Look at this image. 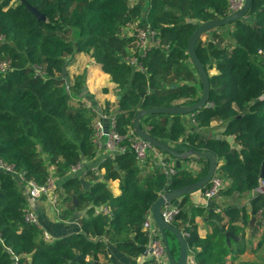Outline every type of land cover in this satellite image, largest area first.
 Here are the masks:
<instances>
[{
    "label": "trees",
    "instance_id": "1",
    "mask_svg": "<svg viewBox=\"0 0 264 264\" xmlns=\"http://www.w3.org/2000/svg\"><path fill=\"white\" fill-rule=\"evenodd\" d=\"M26 1L45 19H38L22 0H0V62L7 64L0 71V160L38 183L46 182L52 166L65 175L84 159L96 157L93 124L98 112L114 117L113 129L126 136L140 109L198 101L202 84L188 54L189 38L202 22L232 12L230 0ZM130 25L151 28L159 41L136 54L141 67L127 61L136 39L127 31ZM206 34V39H198L196 51L209 74L211 106L195 111L193 118L202 129L217 121L220 133L234 136L239 148L189 130L186 115L148 114L141 126L178 151L198 149L216 155L215 174L224 186L213 199L219 211L214 204L209 215L226 218V224L202 238L194 217L206 209L194 208L190 194L179 199L180 213L173 224L187 233L197 264H225L228 255L245 251L252 218L253 233L261 230L257 248L264 243V192L258 190L264 163V0H251L245 18ZM79 52L93 58L117 84L121 97L113 113L110 102L102 111L87 104L85 72L67 85L63 68ZM213 69L217 72L212 74ZM121 145L127 146L124 152L102 163L104 175L86 171L89 189L78 176L63 183L61 218L82 211L81 230L51 243L42 238L40 225L26 220L28 199L18 177L0 170V264H103L101 257L108 258L104 237L137 264L153 238L144 222L154 202L167 185L174 190L203 177L209 162L187 157L183 163L197 160L203 167L196 172L182 165L169 175L150 156L140 165L128 137ZM109 180L120 181V194H113ZM102 207L110 212L100 211ZM226 231L241 239L229 244ZM168 238L177 258L176 237L168 232Z\"/></svg>",
    "mask_w": 264,
    "mask_h": 264
},
{
    "label": "crops",
    "instance_id": "2",
    "mask_svg": "<svg viewBox=\"0 0 264 264\" xmlns=\"http://www.w3.org/2000/svg\"><path fill=\"white\" fill-rule=\"evenodd\" d=\"M77 67H81V72L77 71L76 69V75L82 73L83 71L86 72V88L90 93V95L87 96L86 101L92 105H97L98 109H100L101 111L103 109H106V103L110 102V105L108 107L109 113H113L117 109L119 88L117 87V84L112 81L111 76L102 71L100 65L97 64L93 58H91L84 52L75 54L74 60L71 64H69L68 70H72L73 68L75 69ZM216 72L217 71H215L214 73ZM104 88H107L108 91L104 92ZM107 116L111 117V115ZM192 120H194L192 115H186V126L189 130L200 131L206 136L216 137L218 135H222L220 133L222 128H220V124L217 121H214L211 124L210 128L202 129L197 126L195 120L194 124H192ZM149 156L152 157L151 159H153L155 162L157 161V155L155 153L152 152ZM83 161L84 162L82 163V169L85 168L84 170L87 171L88 168L93 164V162H95V158L91 160L84 159ZM157 164L159 165V163ZM182 165L186 166L189 169H193L196 172H198L203 167V163L200 161L198 162L197 160L190 161L188 163L182 162ZM100 174H105V168H101ZM50 175H52L54 178L56 188L55 190L57 193L63 191V183L72 176L70 171H68L65 175H60L55 170L54 166L51 167ZM84 178L90 183L88 177L85 176ZM108 186L114 195L120 194L121 190L119 180H109ZM22 189L26 195V198L28 199V208L35 211L39 218L41 228L48 233V242H50L51 240L54 241L57 238L67 236L81 230L78 219L82 215V211L77 210L76 213H78L79 216L74 221L70 220L71 215L67 219H62L61 214L64 206L59 208L55 206L54 210L56 212V216H54L51 210V207L54 205L49 196L44 195L39 198L32 199L29 197L27 190L23 186ZM190 202L192 203L194 208L206 209L203 214H195L194 217L199 234L202 238H205L208 234H212L216 226L219 227L226 224V218L220 220L217 217H211L209 215V209L212 205H216V211H219L220 207L217 206V201L207 200L203 195V190H199L190 194ZM174 203L178 204L179 200L175 201ZM148 219H151V221L153 222L154 232L157 233V227L152 214L148 215ZM252 227L253 224L251 226L250 223L248 228L246 229L245 251L236 255L235 257L232 254L228 255L225 264H242L245 262L264 263V243L261 247L257 248V244L260 239L259 233L261 232V230H255V232L253 233ZM237 237V240L231 239L232 242H230L229 244L232 243V245H234V243L238 242L241 239L240 236ZM103 241L106 243L108 253L107 259L101 257V262L103 264H132L128 254L118 250L107 237H104ZM147 258V253L141 255L140 257L136 258L137 264H142L146 261ZM169 264H171L170 261ZM188 264H197L195 257L191 251Z\"/></svg>",
    "mask_w": 264,
    "mask_h": 264
},
{
    "label": "water",
    "instance_id": "3",
    "mask_svg": "<svg viewBox=\"0 0 264 264\" xmlns=\"http://www.w3.org/2000/svg\"><path fill=\"white\" fill-rule=\"evenodd\" d=\"M22 2L25 3L29 11L35 14L38 17V19H42V20L45 19V15L41 13L36 7L32 6L26 0H22ZM250 5H251V0H244L240 8L230 12L228 15L222 18L211 19V20L202 22L201 24H199L197 29L191 34L189 38L187 50H188L190 60L192 61L193 66L196 68L198 77L202 84V93L198 101L190 105H172V106H160V107L140 109L136 113L134 120H133L132 126L135 132L137 133V135H139L142 139H145L146 141H148L155 148L161 150L164 153H167L173 159H175V166L177 169H181L182 160H184L187 157L194 158V159L204 158V159H207L209 162L208 171L203 177H201L200 179H198L197 181L193 183H190L184 187L174 189V190H170L169 185H167L165 187L164 193L160 195V197L154 202V204L151 207V214L156 224L157 232L162 238L167 256L171 264H188L190 250L187 245L184 233L178 227H176L173 223H170L164 218L163 208L165 206H169L173 204L175 201L179 200L180 198H182L183 196L187 194H192L204 188L211 181L212 177L214 176L216 172L217 157L213 152L206 151V150L190 149L184 152L178 151L168 146L167 144L163 143L159 139L155 138L147 130L143 129L141 126V119L145 117L146 115L153 114V113H165V114H171V115L180 114V115H192L193 116V113L195 111H198L204 107L211 106V103L209 102V94H210L209 74L206 71L202 61L198 57V54L196 51V45H197L198 39L202 37L204 33H207L208 31L212 29L226 26L237 20L245 18L250 9ZM63 77L65 78L67 85H69L70 79L67 75L66 67L63 68ZM175 86L176 84L172 85V87H175ZM120 97L121 95L119 94L118 99ZM104 121H105L106 131H108L110 118L105 117ZM191 123L194 124V120H192ZM216 138L227 140L229 143H231L233 147L239 148L238 144L235 142L234 136L232 135L230 136L218 135L216 136ZM260 177L264 178V163L261 168ZM80 181L85 189H89L90 183L86 181L85 178L81 177ZM73 201L75 205H77L76 196H73ZM51 210L53 212V215L56 216L54 206L51 207ZM78 216H79L78 213L75 212L71 215L70 220L74 221ZM254 221H255V218H252L250 222L251 226L252 224H254ZM168 232H171L172 234H174L178 242L179 254L177 258L173 256L171 246L169 243ZM225 239L228 243H230V239L237 240L238 237L235 236L232 232L226 231Z\"/></svg>",
    "mask_w": 264,
    "mask_h": 264
},
{
    "label": "built area",
    "instance_id": "4",
    "mask_svg": "<svg viewBox=\"0 0 264 264\" xmlns=\"http://www.w3.org/2000/svg\"><path fill=\"white\" fill-rule=\"evenodd\" d=\"M231 1V9L232 11L238 9L243 4L244 0H230ZM128 33L130 35L135 36V44L134 47L131 48V55L127 58L133 65H137L141 67L140 62L137 59L136 54H144L148 48L153 45L159 44L158 39L155 38V32L149 28H142L136 25H130L128 27ZM5 62H0V71L6 68ZM100 114L94 119V136L93 142L97 146V155L95 157V162L88 168L94 170L96 173L100 174V170L102 167V163L108 156H114L116 153L124 152L127 148L126 145H121V142L124 137H128V142L130 147L135 151V155L137 161L140 165H142L147 157L153 152L157 155V162L161 165L169 175H173L177 172V168L174 163L170 164L169 161L166 160V156L160 153L157 148L151 145L145 139H142L135 132L133 126L130 129L128 135L122 136L117 131H115V119L114 117L110 118L109 130L106 131L104 118L108 117L102 112H98ZM101 152V153H100ZM99 155V156H98ZM84 161H82L83 163ZM82 163L74 165L70 168V172L72 176H78L79 178L85 177L86 170L82 169ZM0 170H5L15 174L22 186L27 190V193L30 198L35 199L41 196L47 195L51 198L53 203H56L58 195L55 188L54 178L52 175L48 177L46 182L38 183L32 179H26L24 174L18 172L14 169V167L10 164H7L0 160ZM224 186L223 180L218 177L216 174L212 177L211 181L207 184L205 189L203 190V195L207 200H213L218 196L220 189ZM264 179L261 178V186L259 187V191L264 192ZM100 211L104 213H109L110 210L107 207L100 208ZM180 213L179 204H171L169 206H165L163 208V216L170 223L174 222L175 217ZM26 220L32 222L34 224L40 225L39 218L34 210L27 208L26 210ZM144 229L153 235V238L150 241L147 253V259L144 264H169V258L167 256L164 243L162 241L159 233H155L153 229V222L151 219H148L144 222ZM46 238H48V233L45 232ZM187 233H184L186 235ZM142 263V264H143Z\"/></svg>",
    "mask_w": 264,
    "mask_h": 264
},
{
    "label": "rangeland",
    "instance_id": "5",
    "mask_svg": "<svg viewBox=\"0 0 264 264\" xmlns=\"http://www.w3.org/2000/svg\"><path fill=\"white\" fill-rule=\"evenodd\" d=\"M134 1H139V0H134ZM18 2H19V0H11V4H17ZM127 31H129V29H127ZM207 37H208L207 34H206V35H203V36H202V39H206ZM68 67H69V65L66 67V69H67V75H68V77H69V79H70V82L73 83L75 77H76L77 75H79V74L76 75L75 71H76V69H77V71L81 72V67H77V68H75V69L73 68L72 70H68ZM215 71H216V70L213 69V70L210 71V73H214ZM84 72H85V71H83L82 73H84ZM82 73H80V74H82ZM75 75H76V76H75ZM85 75H86V72H85ZM71 76H72V77H71ZM72 78H73V79H72ZM195 78L198 79V75H196ZM196 79H195V82H196L197 86L199 87L198 80H196ZM87 104H88V105H92V104H90V103H88V102H87ZM57 194H58L57 201H56V203H53V205H54V207L56 206V207L59 208V207H62V206H63V204H62V202H63V191H60V193L58 192ZM45 232H46V231L43 232V237H42V238H44L45 241H48L47 238H46V234H45ZM52 241H53V240H51L50 243H51Z\"/></svg>",
    "mask_w": 264,
    "mask_h": 264
}]
</instances>
